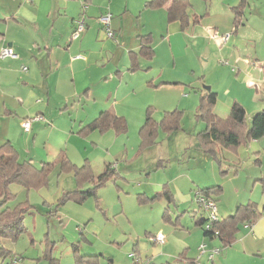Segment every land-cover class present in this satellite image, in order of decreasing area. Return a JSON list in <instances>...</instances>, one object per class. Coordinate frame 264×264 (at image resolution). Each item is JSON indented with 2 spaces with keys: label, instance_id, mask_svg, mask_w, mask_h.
Returning a JSON list of instances; mask_svg holds the SVG:
<instances>
[{
  "label": "rangeland",
  "instance_id": "1",
  "mask_svg": "<svg viewBox=\"0 0 264 264\" xmlns=\"http://www.w3.org/2000/svg\"><path fill=\"white\" fill-rule=\"evenodd\" d=\"M149 1L151 0H95L91 5L105 9L103 14L97 15L92 10L89 9L88 12L83 8L84 5L88 7V2L68 0V9L77 10V18L85 19L87 13L97 18L107 14L112 16V24L109 22V29L113 33L111 36L105 33V26L99 23V26H103L102 33L105 34L103 41L98 42L99 47L106 44L110 53L108 69H115V64L124 65L129 57L133 61L139 59L137 68L140 70L125 77L119 87L109 84L102 90L107 96L116 98L114 110L118 116L124 117V132L116 133L114 129H109L102 133L98 130L91 131V137L80 135L79 127L95 118L99 111L86 104L76 106L71 102L67 108L63 104L56 109L57 118L33 120L31 130L24 132V117L19 113L17 116L5 114L3 103L12 102V99L0 94V145L11 141L18 150L20 160L32 158L34 165L39 167L42 163L40 159H43L39 157L45 156L49 146L55 147L54 145L62 149L68 147V154L71 155L72 142L67 137L76 135L80 139L87 137L88 144L93 146L87 155L94 174L104 169L106 161H111L114 171L119 175L115 181L109 180L97 190V198L90 197L82 203L72 200L62 202L63 194L75 190L77 184L73 173L61 170L57 164L50 168L45 186L25 189L18 184L10 185L14 198L7 207L28 202L32 209L22 221V232L14 238L2 241L9 255L3 262L0 259V264L8 262L13 256H16L15 264H75L74 244L78 245L80 254L99 256V264H160L162 260L155 258V254L162 244H151L148 239L151 240L157 231L164 234V242L168 241L170 231L175 232L177 237L183 236V233L176 232L174 228L178 226L175 222L176 216L186 209L180 214V219L191 226L193 220L188 210L207 216V212L197 202V189L189 192L191 200L179 207L175 205L179 208V213H176L177 209H174L173 204L169 205L170 210H173L170 221L167 217L163 218L164 210L168 206L166 198L153 197L157 190L160 192L163 184L168 183L178 173L196 176L200 172L199 168L188 167L195 164L192 163L193 159L199 162L196 157V135L204 123L197 119L196 110L200 97L206 92L205 87L212 86L215 89L217 96L213 111L227 113L226 116H220L221 118H227L233 102L241 103L248 120L254 113L264 111V95L261 94L262 98L258 97V101L254 100L256 90L251 88L254 84L258 87L264 85V0H247L244 23L237 28L232 27L227 5L229 0H187L188 25L185 20H168L165 9L167 0L162 6H150ZM2 6L3 2L0 1V7ZM87 20L96 22L94 18ZM197 21L202 26L215 28L217 38L227 37L224 42H228V47L233 50L235 60L225 58L214 45H209L211 54L208 55L205 42L199 38L195 40L192 37L194 34L188 30ZM168 37L171 39L170 46L166 39ZM149 44L154 47L156 55L152 59H145L148 56L144 52L148 50L146 45ZM203 47L204 53L201 50ZM114 48L113 58L111 51ZM133 52L136 54H132ZM198 53L203 56H198ZM173 56L177 62L176 67L193 69L187 71L181 68L183 71H172L173 77H180L184 84L154 86L152 82L147 86L143 78L155 73L158 76L159 68ZM239 59L243 62L247 60V64L236 62ZM152 62L155 73L146 70L147 65ZM251 73L257 76L253 79L256 83L252 85L247 82ZM163 74L165 77L166 73ZM9 78L11 76H6L5 80ZM117 80L119 81L118 78ZM147 110L158 123L162 118H177L178 122L175 128L168 131L159 126L155 138L140 147L139 130L145 121ZM63 129L66 136L60 132ZM38 130H42V133ZM245 149L244 146L240 149L242 155L237 166L238 171H241L238 172L240 179L236 183H229L234 177L223 179L227 184L222 185V197L216 202L217 206L225 198L234 195L235 186L243 191L245 173L251 174L255 170L264 169V149L260 148L258 155L255 151ZM72 156L75 158L73 154ZM257 158L262 162L261 166L254 162ZM214 164L218 166L216 162ZM232 169L233 166L230 170ZM179 183L183 188L187 187L184 181ZM143 191L152 198L151 202H138L136 194ZM147 233L151 234L150 238ZM142 242L146 243L144 250L141 247ZM137 244L140 245L136 246ZM198 254V249L197 252L195 250L190 253L195 259ZM199 256L209 263L206 254ZM178 257L177 254L174 264H189Z\"/></svg>",
  "mask_w": 264,
  "mask_h": 264
},
{
  "label": "crops",
  "instance_id": "2",
  "mask_svg": "<svg viewBox=\"0 0 264 264\" xmlns=\"http://www.w3.org/2000/svg\"><path fill=\"white\" fill-rule=\"evenodd\" d=\"M0 1L3 2V6L0 7V50L2 48H11L16 55L15 58H0V94H3L4 97L8 96L13 102L9 101L6 103V101H4L2 109L5 114L17 116L19 113L24 117V120L34 117L35 115L42 116L43 120L44 118H57L58 116L56 117L55 114L57 112L56 109L63 104L64 107L67 108L68 103L71 102L76 106L86 104L93 107V109L97 108L99 113L95 118L103 111H110L118 116L114 110L116 98L111 95L107 96L102 90L106 89L109 84H116V88L119 87L125 80V77H130L140 70V68H137L139 59L133 61L131 57H129V61L124 63V65L115 64V69L114 67L108 69V63L110 61L108 46L103 44L102 47H99L98 44V42L101 43L105 38V34H103L104 32L102 31L103 26H99V23L101 24L98 20L99 18L93 17L87 13L86 18L83 19L85 24L83 33H81L78 38L71 39L74 21L78 19V15L77 10L70 11L68 9V0H32V2H20V0ZM81 1L89 3L86 8L88 12L89 9L97 13V15H101L105 12L104 8L102 10L101 7L91 5V2L95 0ZM240 1L241 0H229V2H227L228 12L232 19V27L234 26L235 28L240 24L243 25L244 11L248 5L247 0H245L243 14L239 18V22L234 25L232 8L236 7ZM78 3L77 1L76 5H78ZM169 3L170 0L166 4L165 9H167ZM92 18H94L96 22L87 20ZM111 18L112 16L110 15V22L112 24ZM87 21L89 22L87 23ZM188 30L194 34L192 37H194L195 40L199 38L205 42L204 45L207 48L208 55L211 54L209 45H214L215 47L217 46L225 58L235 60V55L233 50L228 47V42L225 43L220 37L215 38L212 36L213 31H216L215 28L213 29L205 25L202 26V24L197 21V23H194L193 27ZM166 39L170 46V37ZM162 43H164V40ZM124 46H126V43H124ZM150 50L151 53L149 55L146 54L145 56L148 57L145 59H152L154 55H156L155 49L151 44H149L148 50L145 52ZM201 50L204 53V47ZM111 54L114 58L115 48L111 51ZM132 54H136V52ZM80 55H82V57L75 58ZM195 56L196 51L194 52V57ZM198 56L203 55L202 53H198ZM172 60L173 62H171ZM236 62H240L243 65L244 63L247 64V60L243 62L239 59ZM176 63L175 56H173L171 60L165 61L159 68L160 73H158V76L154 72V63H150L147 65L146 70L155 73V75L144 77V83H146L147 86L148 84H152V82L154 86L157 84H184L180 81H184L180 77H173L172 71H183L187 69L190 71L193 69L182 68L181 66L176 67ZM226 63L227 62H225V64ZM24 66L26 70L23 71L22 67ZM139 67H141L140 63ZM164 72L166 73L165 77H163ZM254 73L249 74V77H247V82L250 85L256 83V81L253 80L257 77ZM169 74L172 75V78ZM6 76H11V78L5 80ZM253 87L256 90L254 100L258 101L257 98L260 97L261 94L264 95V85L258 87V85L254 84L251 88ZM208 88L216 93L212 86ZM52 114H55V116H52ZM215 114L220 117L226 116L227 113L215 111ZM91 121L82 124L79 127V131ZM203 127L205 126H202L199 132L204 129ZM42 130H38L40 134ZM60 132L66 136V131H64V129ZM91 134L93 135V132H89L84 136H90ZM35 136L36 134H34L33 138H35ZM67 140L72 142V149H70V152L75 158H73L72 154H68V147L62 149L61 147H57L58 145H54L55 147L49 146L50 149L45 151V156L39 157L43 158L40 159V161L42 160V163L58 162L59 155L63 154L72 164L77 166L82 165L85 161L91 163L87 153L93 146L88 144L87 137L80 139L76 135H68ZM9 142L12 143L11 141ZM243 146L246 148L245 150L255 151V154L258 155V152H260L259 149H264V136L259 139H248V141L235 150L216 146L215 152L221 161L220 164L198 148L196 138V157L199 162L193 159L192 163L195 164L188 167V169H193L195 167L199 168V174L190 176V173H188V175L178 173L171 177L168 183L163 184L168 188L167 190L172 198L171 204L174 205V209H177L176 213H179V208L176 206L179 207L180 204L191 200V194L189 192L192 190L196 191V189L220 186L221 192L216 196V203L222 197V185L227 184V182H223V179L234 177V180H229V183L233 181L236 183L237 180L240 179L238 172L241 171H238L237 166H239L240 163V155H242V150L240 149ZM250 146L252 148H250ZM28 160L34 164L32 158ZM214 162H216L218 166H216ZM254 162L261 166L262 162L259 161L258 158L255 159ZM111 163V161H106L105 165ZM112 166L111 164V167ZM158 166H161V164ZM231 166H233L232 170H230ZM112 168L114 169V166ZM208 169H210V171H208ZM223 171L225 172L224 175L222 174ZM263 178L264 169L255 170L251 174L245 173L243 191H240L239 186H235V193L233 196L225 198V200L220 202L219 206L216 204L219 219H224L229 214L233 213L236 206L247 202L255 203L261 215L252 226L246 225L247 223H239L233 242L229 246L221 249L220 252L213 257L212 261L206 258L209 261V263H206L203 258H199V254L196 259L193 255H190V253L195 250L197 252L199 245L202 243L206 244L207 248H219L221 243L214 232L207 231L195 224V219L200 216L203 217L202 214L197 215L195 211L188 210L193 220V226L187 222L181 221L180 214L184 213L187 209L177 215L175 221L178 226H176L174 230L178 233H183V236L177 237L175 232L170 231L168 241L164 242L162 246L159 247V251L155 254V258L159 257L160 260H162L160 264H174L173 261H177V258H175L177 254L180 257H178V259H183V261H187L189 264H202V262L203 264H264V190L259 181ZM181 180L186 183L187 187L183 188L181 186L179 183ZM248 189H250V191ZM158 191L159 190H157V193ZM137 194H142L144 197L149 198L144 191ZM172 211L169 207L167 216L169 221ZM159 232L160 231H157V233ZM147 234L150 238L151 234ZM148 241H150L151 244H155L150 239H148ZM139 245L140 244H137L136 246ZM141 247L142 250H144L146 243L142 242ZM191 247L193 249H191ZM197 259L200 260L196 261Z\"/></svg>",
  "mask_w": 264,
  "mask_h": 264
},
{
  "label": "trees",
  "instance_id": "3",
  "mask_svg": "<svg viewBox=\"0 0 264 264\" xmlns=\"http://www.w3.org/2000/svg\"><path fill=\"white\" fill-rule=\"evenodd\" d=\"M165 1L151 0L148 4L150 6H162L165 4ZM244 5L245 0H241L236 7L232 8L234 25L239 22V18L242 16ZM187 6V0H170L167 7L168 20H185V24L187 25ZM146 47L148 48L149 45ZM150 53L151 50L145 52L147 55ZM205 91L200 97L196 110L197 119L202 121L205 126L196 135L197 144L203 153L209 155L214 161L220 164L221 161L215 152L216 146L235 150L248 141V139H259L264 136V111L254 113L248 120L246 119L244 108L238 102H233L227 118H221L213 111L216 93L207 89V87H205ZM177 122V118H162L158 123L151 118L149 110H147L145 121L139 130L140 147L155 138L159 126L163 130L168 131L175 128ZM109 129H114L116 133L124 132L125 123L122 117H118L110 111H103L97 118L82 127L79 134L86 135L95 130L102 133ZM58 159V162H43L37 167L30 160H20L17 149L9 141H5L0 145V259L2 262L9 255L7 249L3 247L2 241L14 238L22 232V221L25 215L31 212L32 209L28 202H21L13 207H7V204L14 198L9 188L10 185L18 184L25 189H38L45 186L48 182L50 168L57 164L61 170L72 172L77 184L75 190L63 194L62 202L72 200L75 203H82L90 197L97 198V190L104 186L107 181H115L119 176L111 167V164H106L101 172L94 174L88 161L77 166L72 164L63 154L59 155ZM222 174L224 175L225 172L223 171ZM259 181L264 190V178ZM87 185L90 186L86 187ZM167 189L166 185H163L161 192L156 193L153 197L166 198L168 206L164 210V219L168 216L169 205L172 203L171 195ZM220 192V186H212L198 189L197 196L208 197L215 202L216 196ZM136 197L141 204L152 201V198L144 197L142 194H137ZM260 215L261 212L257 210L256 204L247 202L236 206L233 213L224 219L217 217L216 220L209 221L207 216H200L195 219V224L204 229L205 224L209 222V231L216 233V237L221 243L219 247L221 250L233 242L239 223H247L246 225L252 226ZM167 219L169 220L168 217ZM73 248L75 264H98L99 256L80 254L78 245L76 244L73 245ZM14 257L16 256L11 257V260L3 264H8L10 261L15 262L16 258Z\"/></svg>",
  "mask_w": 264,
  "mask_h": 264
},
{
  "label": "built area",
  "instance_id": "4",
  "mask_svg": "<svg viewBox=\"0 0 264 264\" xmlns=\"http://www.w3.org/2000/svg\"><path fill=\"white\" fill-rule=\"evenodd\" d=\"M25 1L26 2H32V0H25ZM83 8L86 9L87 6L84 5ZM99 20L103 24V26H105L104 27L105 33L108 36H111L113 33L109 29L110 14H107L106 16L100 17ZM84 29H85L84 20L82 18H78L77 20H75L74 21V27H73V30L71 32V39L78 38L81 35V33H83ZM212 36L217 38L215 31H213ZM220 38L225 41V39L227 37H220ZM4 57L15 58L16 55L13 53L11 48H2L0 50V58H4ZM75 58H80V56H76ZM22 70L23 71L26 70V67H22ZM33 120L42 121L43 117L40 116V115H35L34 117L27 118V119L23 120L22 128H23L24 132H28L30 130L31 122ZM197 202L202 207V209L207 212V218H208L209 221H214V220L217 219L216 203L212 199H209V198H206L204 196L198 195L197 196ZM208 224H209V222L206 223L205 226H204V229L207 230V231H209V225ZM164 240H165V236L161 232L155 234L153 236V238L151 239V241L153 243H159V244H163ZM198 250H199V255L206 254L207 259L209 261H212L213 257L220 252V248L208 249L206 244H204V243L199 245ZM8 264H15V262L14 261H10Z\"/></svg>",
  "mask_w": 264,
  "mask_h": 264
},
{
  "label": "water",
  "instance_id": "5",
  "mask_svg": "<svg viewBox=\"0 0 264 264\" xmlns=\"http://www.w3.org/2000/svg\"><path fill=\"white\" fill-rule=\"evenodd\" d=\"M207 89H209V88L207 87Z\"/></svg>",
  "mask_w": 264,
  "mask_h": 264
}]
</instances>
